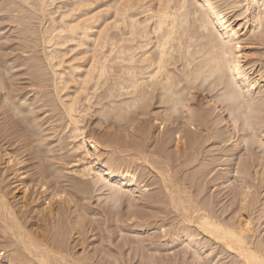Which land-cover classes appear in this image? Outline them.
Wrapping results in <instances>:
<instances>
[{"label":"bare ground","instance_id":"bare-ground-1","mask_svg":"<svg viewBox=\"0 0 264 264\" xmlns=\"http://www.w3.org/2000/svg\"><path fill=\"white\" fill-rule=\"evenodd\" d=\"M17 4L10 18L29 34L24 45L19 36L20 47L32 53L41 45V54L21 60L33 94L18 97L6 88L4 101L18 97L6 115L29 140L23 144L32 145L30 158L48 163L38 171L40 187L33 184L47 230L28 229L0 189V264H125L120 249L92 255L77 249L85 240L70 242L85 232L88 215L72 203L97 192L105 196L97 195L106 204L98 207L102 215L118 216L121 236L132 228L141 235L120 242L132 243L140 264H264V66L256 70L245 49L264 45V0ZM33 18L45 25L37 30ZM0 64L8 70V61ZM48 111L53 115H39ZM2 155L26 199L32 183L26 159ZM63 169L76 174L65 179L73 190ZM156 245L180 248L166 258Z\"/></svg>","mask_w":264,"mask_h":264},{"label":"rangeland","instance_id":"rangeland-1","mask_svg":"<svg viewBox=\"0 0 264 264\" xmlns=\"http://www.w3.org/2000/svg\"><path fill=\"white\" fill-rule=\"evenodd\" d=\"M5 1H6V3H5ZM0 35L2 36V38H0V40H1V43L2 42H5V43H0V45H2L3 46V48H2V46L0 47L1 49H3V50H0L1 52H0V61L1 60H3V61H8V64H7V66H8V70H6L5 68L4 69H2L1 71H0V74L1 75H3V77H5L4 78V82H3V84L5 83V86H2V85H0V189L1 190H3V192L4 193H6L7 194V198L10 200V202H12V205L15 207V210L17 211V213H18V215L20 216V218L22 219L23 218V220L24 221H26V222H23V223H27V225H25L26 227L28 226V229L29 228H31V230H33V227H34V229L35 228H37L36 229V231L41 227H44L43 228V230H44V232H46V230H47V222L46 223H41V222H43V220H44V222L46 221L45 220V218L43 217V215H41V214H43V213H40L39 214V210L40 209H42L44 206H43V199H39V197H37V195H34V194H37V192H35L34 191V187H33V184L35 185V187H37V188H39L40 187V184H41V182H40V184H39V182L38 181H40V180H37V177H39L41 174H40V172H38L40 169H47L48 168V163H47V160H45V158L44 157H42L43 158V160H41V158L40 157H37V155L36 154H34V156L33 157H31L30 158V151H31V149L33 148L32 147V145L31 146H29V148H27V146L26 145H24L26 142H28L29 140H26L25 141V138L23 137V136H20V131L18 132V128L20 127V126H17V127H15L14 125H13V127H12V123H13V121L12 120H10L9 118H8V113H12V104L14 103V102H16L17 101V98L20 96V95H26V93L27 92H29L28 93V95H27V97H30L32 94H33V92L30 90L32 87L31 86H28L29 84H28V82L30 83L31 81H29V79H30V73L29 72H27L28 70H27V67L25 68V66H23L22 64H21V60L23 61L22 63H24V61H26L25 59H26V56L28 55H30L29 57H31V56H33V54L32 53H34V55H35V53L37 52V54H41V51H40V49L39 48H41V45H39L38 47H37V49H38V51H37V49H34V50H32V53L29 51H24L23 50V47H20V46H23L24 45V41H25V38H23V36L22 35H27V36H29V34H27V32H24V31H22L21 29V27L22 26H18V22L16 21L17 19H18V17H13V18H10V17H12L11 16V13L13 12L14 13V11H15V14H16V12L18 13V11H16V6L18 5L17 3H18V0H17V3H15L16 2V0H14L13 2H14V6H15V8H14V6H13V2L11 3V2H9V3H11V6L8 4V2H7V0H0ZM3 2L5 3L4 5H3ZM8 4V5H7ZM5 5H6V7L8 8V9H11V10H9L8 11V9L7 8H5ZM12 6H13V8H12ZM5 9H7V10H5ZM10 7V8H9ZM18 7V6H17ZM14 11H13V10ZM2 10V11H1ZM4 10V11H3ZM4 12V13H3ZM6 12H8V13H6ZM12 13V15L13 16H15V14H13ZM4 16V17H3ZM7 18V19H6ZM11 19V20H10ZM14 19H16V20H14ZM9 20V21H8ZM35 20H37V21H35ZM39 20V21H38ZM13 21V22H12ZM17 23H16V22ZM31 24H32V26H35L34 24H36V29L37 30H40L42 27H41V24L43 23L44 25H45V21L44 20H41V19H37V18H33V19H31ZM33 21H35V22H33ZM40 22V23H39ZM16 25H15V24ZM30 24V25H31ZM40 24V25H39ZM18 29V31H17V29L15 28V27ZM21 29H20V28ZM20 29V30H19ZM20 31L22 32V33H20ZM14 32V33H13ZM23 32H24V34H23ZM17 35V36H16ZM0 36V37H1ZM19 36H21V38H22V42L20 41V40H18V39H21ZM12 37V38H11ZM16 38V39H15ZM32 38V37H31ZM30 39V38H29ZM19 41L21 42V43H23V45H21V43H19ZM31 41V40H30ZM30 43V42H29ZM32 43V42H31ZM19 46H18V45ZM256 45V46H255ZM263 45V44H262ZM262 45H259L258 46V44H254V46L253 45H248V46H245V49H246V51H247V53L248 54H250L251 53V55H249V58L251 59V60H253V61H257L256 63H255V68H256V70H259L260 69V67L261 66H264L263 64H264V57L262 56V55H264V45L262 46ZM249 48V50H248V48ZM261 49V50H260ZM36 50V51H35ZM251 50V51H250ZM5 51V52H4ZM7 51V52H6ZM10 51V52H9ZM22 51H24V52H28V53H22ZM4 52V53H3ZM13 52V53H12ZM40 52V53H39ZM260 52V53H259ZM30 53V54H29ZM3 54H4V58H3ZM256 54H257V56H256ZM258 55H261V56H258ZM27 56V57H28ZM8 57V58H7ZM18 58V59H17ZM11 59V60H10ZM14 59V60H13ZM31 62H32V60H30ZM13 65H12V64ZM19 63V64H18ZM260 63V64H259ZM21 64V65H20ZM12 66V67H11ZM14 66V67H13ZM27 66V65H26ZM0 67H1V64H0ZM17 67V68H16ZM10 69H11V72H10ZM4 70V71H3ZM6 70V71H5ZM27 70V71H26ZM8 71V72H7ZM20 72V73H19ZM28 73V75H27V73ZM9 76V77H8ZM11 78V79H10ZM6 80V81H5ZM9 80V81H8ZM17 80V81H16ZM28 80V81H27ZM11 81V82H10ZM10 82V83H9ZM17 82V83H16ZM14 83V84H13ZM47 83H50V82H47ZM11 84H13V85H11ZM7 85V86H6ZM261 85H264L263 83L261 84ZM10 86L12 87L13 86V88L15 87H17L18 89H15L16 91H14V92H12L13 90L12 89H10ZM28 86V87H27ZM2 87H4V88H2ZM20 87H21V89H20ZM6 88H7V90H8V92L10 93V95H18V97L17 98H15L16 99V101L14 100V102L12 103V104H8V103H6L7 105H5V99H4V97H5V91L7 92V90H6ZM23 88V89H22ZM44 88H46V87H44ZM48 88H49V86H48ZM2 89V90H1ZM3 89H5V91H3ZM27 89V90H26ZM31 91V92H30ZM18 93V94H17ZM201 96H200V95ZM199 94H197V97H196V101H199V102H197V104H199V105H201V106H203L204 105V103H205V99H204V97H202L203 96V94L202 93H199ZM41 95V96H40ZM39 96L40 97H42V94H40ZM200 97V98H199ZM202 97V98H201ZM199 98V99H198ZM2 103V104H1ZM2 105H4V106H2ZM9 105V106H8ZM7 106V107H6ZM4 107H6V109L4 108ZM48 108V107H47ZM2 109V110H1ZM46 109V108H45ZM4 110V111H3ZM2 111H3V113H2ZM5 112V113H4ZM13 112H14V110H13ZM5 114V115H4ZM7 114V115H6ZM39 115L42 117H44L45 115H49V116H51V115H53V113H51V112H45V113H39ZM214 115H216V113H214L213 114V117H214ZM46 117H48V116H46ZM97 116H93V118L91 119L92 120V122L90 121V124H93L92 126H96V125H98L96 122H97V118H96ZM4 118H6V120L4 119ZM8 118V119H7ZM17 118V117H16ZM57 117H53V118H50L49 120L50 121H54L55 119H56ZM8 120V121H7ZM49 121V122H50ZM94 121H96L95 122V124L93 123ZM54 122H56V121H54ZM53 122V123H54ZM48 124V123H47ZM103 126L105 125V124H102ZM22 126H23V123H22ZM9 128V129H8ZM17 128V129H16ZM15 129H16V131L17 132H15ZM11 130V131H10ZM9 131V132H8ZM15 132V136H14V132ZM6 132V133H5ZM5 133V134H4ZM17 133H19V134H17ZM240 133H241V131H240ZM17 134V135H16ZM11 135V136H10ZM19 135V136H18ZM22 138V139H21ZM24 138V139H23ZM50 138V137H49ZM48 138V139H49ZM52 138V139H51ZM51 138L49 139V141H53L54 140V136H51ZM20 139V140H19ZM31 140H32V138H31ZM10 141V142H9ZM25 141V142H24ZM13 142V143H12ZM36 142V140H34L33 142H32V144H34V148H35V146H36V144H37V142ZM24 143V144H23ZM24 146V147H23ZM26 146V147H25ZM209 147L212 149V150H215L214 148H215V145H213V144H209V146H208V148L207 149H209ZM212 147H214V148H212ZM245 146H242V144H241V147L239 148V149H242V150H239L238 149V151H240V153L241 152H243L245 149ZM26 148H27V150H26ZM31 148V149H30ZM244 149V150H243ZM5 150H7V151H10L12 154H13V157H14V159H15V161L17 162V161H24L25 159V161L24 162H26L27 163V170H28V173H27V178H28V181L31 183L30 184V189H29V191H28V197L25 199L24 198V194L22 193V191H21V188H16V186H17V184H18V182H17V180H16V178H15V174H14V172H12L13 171V169L11 170H9V169H7V167L5 166V168H4V165H6L5 164V162H4V159H3V153L5 152ZM27 152H26V151ZM30 150V151H29ZM258 150V149H257ZM29 151V152H28ZM216 151H214V152H212L213 154L215 153ZM212 153H210V155L212 154ZM212 154V155H213ZM29 155V156H28ZM35 155H36V157H35ZM28 157H29V160H28ZM231 158V157H230ZM30 159H33V160H30ZM28 160V161H27ZM32 161H34V162H32ZM46 161V162H45ZM47 163V164H46ZM20 164H22V163H20ZM19 164V166L21 167L22 165H20ZM39 164V166H37ZM45 164V165H44ZM34 165H35V167H34ZM72 164L70 163V164H68V165H66V166H71ZM64 167H65V165H63ZM23 167V166H22ZM41 167V168H40ZM46 167V168H45ZM39 168V169H38ZM66 168V167H65ZM24 168H22V170H23ZM37 169V170H36ZM31 170V171H30ZM67 170V171H66ZM69 169H63V171L65 172V174H66V176H65V178H63V180H65L66 178H68L69 180H71V178H69L70 176L71 177H73V176H76V174L73 172V170H69L70 171V173H69V171H68ZM72 171V172H71ZM40 174V175H39ZM73 174V175H72ZM29 178H31V179H29ZM39 178H41V176L39 177ZM38 178V179H39ZM51 178V177H50ZM36 182H35V181ZM66 181V180H65ZM64 182V181H63ZM68 183L70 184L71 183V181H68ZM68 183H67V181H66V188H69V187H67V185H68ZM64 185H65V183H63ZM211 185V184H210ZM3 186V187H2ZM9 186V187H8ZM208 186V188L210 187L209 186V184L207 185ZM53 188V187H52ZM51 188V189H52ZM71 188V187H70ZM69 188V189H70ZM72 190H73V188H71ZM34 192V193H33ZM32 193V194H31ZM97 193H99V194H97ZM97 193H95V194H93V198L91 199V198H89L88 200H84L83 201V199H80L79 198V200H77L76 201V199H78L77 197H80V196H76V199H75V204L74 203H72V206H73V208L74 209H77V213H82L81 211H82V209H83V214H84V216L86 217V215H87V217L85 218V219H87L86 221H84L83 223H86V224H83V231H85V232H83V234H82V236L81 237H79L78 236V233H75L74 234V236H72L71 238H70V242L73 244V245H75V243L77 244V242H78V244L80 243V240H85L84 241V246H81L80 244L79 245H77V249L79 250V252L81 253V252H83V250L85 249V251L86 252H89V254L91 253H94V254H92V255H95L96 253L98 254L101 250H106V251H108L109 249H110V251L112 250V252H117V251H119V249H120V251L119 252H123V253H125L124 255L126 256V258L127 259H129V260H126V263L125 264H140V260H139V256H138V254L140 253V252H138V254H136L137 252H134V249L132 248L131 249V247H132V243L130 242V244L129 243H127V242H129V241H127V240H129V238L130 237H136V239H137V237H141V235H139V234H136V231H135V229L136 228H132L131 230H127L126 232H125V234L124 235H120L119 234V232L117 231V224H118V216H116L115 214L114 215H110L109 217H105V215L103 214L102 215V213H101V207L100 208H98L99 206H104L105 207V203L103 202V201H101V200H99L98 199V197L99 196H102V198L101 199H104L103 197H105L104 195H102V194H100L101 192H97ZM104 193H106V192H104ZM264 194V193H263ZM97 195H99L98 197H97ZM29 196H31V197H29ZM33 196V197H32ZM34 196H36V197H34ZM38 196H40V195H38ZM36 199V200H34L33 201V199ZM38 198V199H37ZM29 199V200H28ZM32 199V200H31ZM41 200V201H40ZM82 200V201H81ZM40 201V202H39ZM79 201V203H81L80 204V208H81V211H80V208H79V210H78V208L75 206L76 205V203ZM35 202V203H34ZM42 202V203H41ZM32 203H34V204H32ZM39 203H41V204H39ZM99 203H104V205H99ZM38 205V206H36V205ZM85 204V205H84ZM124 204V205H123ZM42 205V206H41ZM78 205V204H77ZM122 205V208L120 209V211H121V213H122V211H124V210H127V205H126V202H124V203H122L121 204ZM27 206V207H26ZM32 206V207H31ZM59 206V205H58ZM124 206V207H123ZM76 207V208H75ZM36 208V209H35ZM28 209V210H27ZM39 209V210H38ZM35 210V211H34ZM99 210V211H98ZM84 211H85V213H84ZM35 212V213H34ZM38 213V214H37ZM76 213V212H75ZM75 213H73L74 215H75ZM77 213H76V215H77ZM90 213V214H89ZM86 214V215H85ZM100 214V215H99ZM123 214V213H122ZM30 215V216H29ZM42 217L44 218V219H42ZM121 217V216H120ZM119 217V219H123V218H120ZM39 218V219H38ZM42 220H41V219ZM109 218V219H108ZM84 219V220H85ZM116 219V220H115ZM22 220V221H23ZM93 220V221H92ZM104 220V221H103ZM102 221V222H101ZM101 223V224H100ZM44 225V226H42V225ZM105 224V225H104ZM41 225V226H40ZM114 225V226H113ZM40 226V227H39ZM46 226V227H45ZM115 227V228H114ZM105 228V229H104ZM109 228H110V231H109ZM116 229V230H115ZM0 230H1V227H0ZM104 230H106V231H104ZM152 233L154 232V231H151ZM111 234V235H110ZM127 237H126V236ZM107 236H109V237H107ZM124 236V237H123ZM78 237V238H77ZM0 238H2V240H0L1 242H0V244H3L4 243V241L3 240H5V238L3 239V236H1V231H0ZM79 238H83V239H79ZM126 238V239H125ZM113 239V240H112ZM74 240V241H73ZM109 241V242H108ZM125 241H127L126 243L127 244H125V243H123V244H121L120 242H125ZM111 243V244H110ZM108 246H107V245ZM110 244V245H109ZM123 245L125 248H123V250H122V246L121 245ZM129 245V246H128ZM112 246V247H111ZM121 247V248H119V247ZM131 246V247H130ZM173 246L174 245H169L168 247H162L160 250H158V248H160L158 245H156L155 247H154V252H156V253H158V254H161V256H163V257H166L165 255H173L174 254V252L176 251V250H178L180 247L179 246H177V247H175V248H173ZM2 247V245L0 246V248ZM82 247V248H81ZM105 247V248H104ZM118 249H117V248ZM130 247V248H129ZM84 248V249H83ZM157 248V249H156ZM100 249V250H99ZM96 250H99V251H96ZM109 251V252H110ZM6 252L7 253H9V251H7L6 250ZM6 253V254H7ZM118 253V252H117ZM132 254V255H131ZM135 254V255H134ZM157 254V255H158ZM7 255H9V254H7ZM135 257H134V256ZM2 256V255H1ZM129 258H128V257ZM132 256V257H131ZM4 257H5V254H4ZM133 258V260L131 259V258ZM167 258V257H166ZM227 258V259H226ZM225 259H224V262L226 261L227 263H230V261H231V259H229L228 257H226ZM135 259V260H134ZM141 259V258H140ZM138 260V261H137ZM191 260V264H192V259H190ZM229 261V262H228ZM209 262H211V261H209ZM225 262V263H226ZM212 263H216V262H212Z\"/></svg>","mask_w":264,"mask_h":264}]
</instances>
